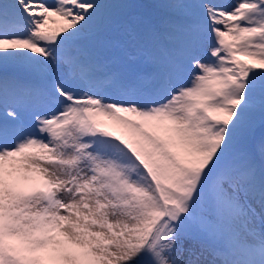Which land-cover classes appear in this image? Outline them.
Instances as JSON below:
<instances>
[{
    "label": "snow or ice",
    "instance_id": "snow-or-ice-1",
    "mask_svg": "<svg viewBox=\"0 0 264 264\" xmlns=\"http://www.w3.org/2000/svg\"><path fill=\"white\" fill-rule=\"evenodd\" d=\"M258 122L264 0H0V264H264Z\"/></svg>",
    "mask_w": 264,
    "mask_h": 264
},
{
    "label": "rangeland",
    "instance_id": "rangeland-1",
    "mask_svg": "<svg viewBox=\"0 0 264 264\" xmlns=\"http://www.w3.org/2000/svg\"><path fill=\"white\" fill-rule=\"evenodd\" d=\"M128 1H130V0H126V2H128ZM153 1V4H156V3H159L160 2V0H152ZM131 3V2H130ZM142 9H145V7H142ZM141 12H146V11H144V10H142ZM151 12V11H150ZM152 13H154V12H151V14ZM257 125H258V123H257ZM261 134H259V136H260Z\"/></svg>",
    "mask_w": 264,
    "mask_h": 264
},
{
    "label": "trees",
    "instance_id": "trees-1",
    "mask_svg": "<svg viewBox=\"0 0 264 264\" xmlns=\"http://www.w3.org/2000/svg\"><path fill=\"white\" fill-rule=\"evenodd\" d=\"M144 4H145L146 6H149L151 3H150V2H147V1H145V2H144Z\"/></svg>",
    "mask_w": 264,
    "mask_h": 264
}]
</instances>
